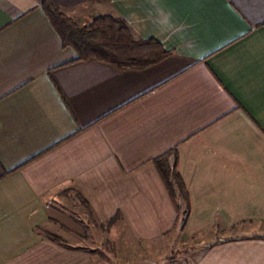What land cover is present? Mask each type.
<instances>
[{"label": "crops", "instance_id": "crops-1", "mask_svg": "<svg viewBox=\"0 0 264 264\" xmlns=\"http://www.w3.org/2000/svg\"><path fill=\"white\" fill-rule=\"evenodd\" d=\"M50 1L85 22L120 16L169 56L80 61L42 0H0V264H129L109 235L166 241L165 155L187 191L183 240L264 228V0ZM259 233L177 264H264Z\"/></svg>", "mask_w": 264, "mask_h": 264}, {"label": "trees", "instance_id": "trees-1", "mask_svg": "<svg viewBox=\"0 0 264 264\" xmlns=\"http://www.w3.org/2000/svg\"><path fill=\"white\" fill-rule=\"evenodd\" d=\"M108 3L110 0H92ZM43 8L52 24L59 32L63 47L73 48L80 61L97 59L122 70H143L160 63L169 56L156 40L142 39L125 19L114 15L92 17L86 23L66 15L50 0H42ZM169 156H161L155 165L161 174L177 207L176 227L183 231L189 215L187 191L177 171V161L170 163ZM182 202V203H180ZM86 207L90 210L87 202ZM116 218L108 223L110 227Z\"/></svg>", "mask_w": 264, "mask_h": 264}, {"label": "rangeland", "instance_id": "rangeland-1", "mask_svg": "<svg viewBox=\"0 0 264 264\" xmlns=\"http://www.w3.org/2000/svg\"><path fill=\"white\" fill-rule=\"evenodd\" d=\"M77 19L80 23H86L82 18ZM260 231H264V228L258 223L240 226L233 233L230 231V233L228 231L224 232L222 227L219 228L217 226L211 232L203 233V235L193 239L183 240L181 238V231L177 227L169 239L167 238L166 241H163L164 243L157 241L152 244H136L129 239L128 233L120 230L119 237L115 235L111 237L109 235L108 241H103V244L109 250L114 249L120 251L118 259L120 258L119 260H123L125 263L177 264L184 263L187 260L189 262L197 260L209 245L218 241L215 240L218 237L223 239L225 237L235 236V234H238L239 237H246V235L255 236L256 234H260ZM97 241L99 243L100 240L97 238ZM149 245H151L150 252H146L148 249L147 246Z\"/></svg>", "mask_w": 264, "mask_h": 264}]
</instances>
